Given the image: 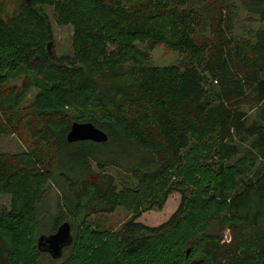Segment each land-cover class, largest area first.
Instances as JSON below:
<instances>
[{
    "label": "trees",
    "instance_id": "1",
    "mask_svg": "<svg viewBox=\"0 0 264 264\" xmlns=\"http://www.w3.org/2000/svg\"><path fill=\"white\" fill-rule=\"evenodd\" d=\"M46 8L72 28L69 55H55ZM239 15L263 23L264 0H0V137L25 146L0 152V264H43L37 236L64 222L75 234L60 264H264V29L239 37ZM156 45L182 61L151 66ZM73 123L107 141L67 143ZM201 154L215 161L201 168ZM51 185L59 200L44 223ZM173 192L168 221H137ZM121 207L132 217L120 232L88 229Z\"/></svg>",
    "mask_w": 264,
    "mask_h": 264
},
{
    "label": "rangeland",
    "instance_id": "2",
    "mask_svg": "<svg viewBox=\"0 0 264 264\" xmlns=\"http://www.w3.org/2000/svg\"><path fill=\"white\" fill-rule=\"evenodd\" d=\"M13 7L14 6L11 4L8 7V11L11 12ZM44 10H46L53 25V31H54L53 48L55 55L56 56L69 55L71 53L72 28L57 26L52 20V9L46 8ZM243 16L244 15H239L238 19L237 20L235 19L236 24L234 25V33L239 37L243 36L245 38H251L252 33L256 29L259 28L264 29V22L263 23L247 22ZM149 54H150V64L151 66L156 68L170 67L173 65H177L182 61L181 55L172 52L170 50H167L164 45H156L153 49L149 50ZM18 83L19 82H16V84ZM9 84H11V82ZM243 109L247 112V121L252 123L257 116L256 109L247 108V107H244ZM248 145H249L248 142H246V144H240L241 148H243V151ZM24 149L25 146L22 144V141L20 139H17L12 136L0 137V152L14 153V152L22 151ZM257 156H258L257 158L261 160L259 155ZM203 158L204 157L201 154L199 157V164L201 168L208 163V158L212 159V156H209L206 159ZM212 161L215 160L212 159ZM259 166H261V163H259ZM213 169L216 170V168ZM105 171H110V173L113 174L118 181H124L127 182V185L134 186V181H132L131 176L124 173L123 171L117 169H107ZM250 173H253V171H250ZM177 178L178 177H176V175L173 174L169 179H171L172 183L179 182L176 184H180L184 182L181 177L179 179ZM184 189L187 197L190 191H193V187L190 183H187ZM209 193L215 194V192H213L212 190ZM148 195L149 197L152 195L150 191L148 192ZM58 200H59V192L53 185H51L47 189L42 202L38 205L39 216L40 219L44 221V223L45 221L49 222V220H52V218H54L55 216L54 214L56 213V204L58 203ZM179 204H180V194L177 192H173L168 196L166 202L160 209L153 208L152 210L144 212L138 218L137 221L149 228L158 227L161 224L168 221V219L177 210ZM9 207H10L9 196H0V212L8 211ZM131 217L132 214L127 211L126 207H121L117 209L113 214L95 215L89 217L87 219L86 225L90 231L98 233L102 236L107 234L109 235L116 234L122 230V226L126 222H128L131 219ZM71 232L72 234L73 233L75 234L73 227H71ZM40 236H45V235L42 234L38 235L37 238H39ZM69 251H70V247L64 249V251H62V256L59 259H52L48 254H45L46 252H41L42 263L60 264L68 257Z\"/></svg>",
    "mask_w": 264,
    "mask_h": 264
},
{
    "label": "water",
    "instance_id": "3",
    "mask_svg": "<svg viewBox=\"0 0 264 264\" xmlns=\"http://www.w3.org/2000/svg\"><path fill=\"white\" fill-rule=\"evenodd\" d=\"M51 45H47V50L51 52ZM66 141L69 144L90 141L93 143H105L107 136L104 132L97 129L91 123H73L66 135ZM72 232L69 222H64L56 229L55 233L49 236H40L37 240V248L41 252H46L52 259H59L62 251L72 245ZM190 250L186 251L188 257ZM194 264V261L191 262Z\"/></svg>",
    "mask_w": 264,
    "mask_h": 264
},
{
    "label": "bare ground",
    "instance_id": "4",
    "mask_svg": "<svg viewBox=\"0 0 264 264\" xmlns=\"http://www.w3.org/2000/svg\"><path fill=\"white\" fill-rule=\"evenodd\" d=\"M61 174H62V172H61ZM64 174V173H63ZM51 179V178H50Z\"/></svg>",
    "mask_w": 264,
    "mask_h": 264
}]
</instances>
